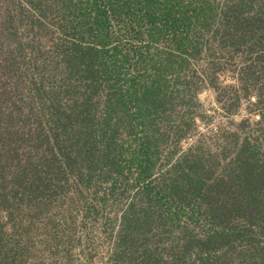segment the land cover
I'll use <instances>...</instances> for the list:
<instances>
[{"label":"trees","instance_id":"16d2710c","mask_svg":"<svg viewBox=\"0 0 264 264\" xmlns=\"http://www.w3.org/2000/svg\"><path fill=\"white\" fill-rule=\"evenodd\" d=\"M0 264H264V0H0Z\"/></svg>","mask_w":264,"mask_h":264},{"label":"rangeland","instance_id":"374dc122","mask_svg":"<svg viewBox=\"0 0 264 264\" xmlns=\"http://www.w3.org/2000/svg\"><path fill=\"white\" fill-rule=\"evenodd\" d=\"M200 101L202 102L201 116H198L197 129L205 131L208 127L216 126L219 122L223 121L224 115L221 111V103L215 100L214 91L211 89H204L199 94ZM251 99L241 100V105L234 114L235 120L250 117L252 121L256 119L255 110H251L253 107L250 105ZM205 111L206 116L202 117V111ZM257 111V110H256ZM194 138L197 136L196 132H193ZM186 145V141L183 142Z\"/></svg>","mask_w":264,"mask_h":264}]
</instances>
